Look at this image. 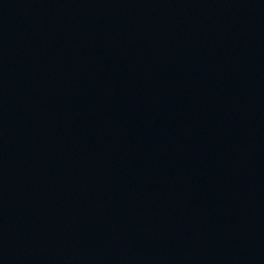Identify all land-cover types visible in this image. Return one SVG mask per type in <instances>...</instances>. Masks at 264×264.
<instances>
[{
    "label": "water",
    "instance_id": "95a60500",
    "mask_svg": "<svg viewBox=\"0 0 264 264\" xmlns=\"http://www.w3.org/2000/svg\"><path fill=\"white\" fill-rule=\"evenodd\" d=\"M0 264H264V0H0Z\"/></svg>",
    "mask_w": 264,
    "mask_h": 264
}]
</instances>
